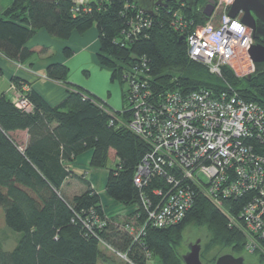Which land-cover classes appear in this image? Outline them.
Returning <instances> with one entry per match:
<instances>
[{
    "label": "trees",
    "instance_id": "1",
    "mask_svg": "<svg viewBox=\"0 0 264 264\" xmlns=\"http://www.w3.org/2000/svg\"><path fill=\"white\" fill-rule=\"evenodd\" d=\"M75 7L74 0H13L0 12V58L22 63L32 54L48 53L45 45H27L40 29L67 40L74 31L85 33L96 25L100 43L97 60L111 70L112 81L127 84L133 68L144 57V70L157 95L176 90H234L247 101L264 104V73L238 76L225 67L222 76H217L188 57L187 34L179 32L173 21L182 16L187 21L204 23L207 16L202 3L193 9L187 4L171 3L150 15L152 27L127 39L122 32L140 12L135 3L89 0L79 11ZM63 53L71 57L74 51L66 46ZM69 71L61 62L47 66L49 79L68 85L67 95L57 104H50L34 88L26 93L33 105L30 112L19 109L9 96H0V206L8 227L23 234L13 250L0 248V264H99L105 260L103 242L126 253L131 262L120 264H146L149 255L159 257L160 264H182V234L192 222L211 227V244H221L240 255L244 235L230 227L227 215L202 194L196 195L181 223L165 228L148 224L140 239L135 240L124 227L134 221L140 226L147 216L134 175L149 145L117 121L129 122L128 111L120 117L122 111L111 109L85 88L70 84ZM12 81L22 83L17 77ZM127 91L128 85L123 89L124 100ZM16 131L27 132L25 143L16 139ZM87 151H92L90 166L96 168H105L113 154L116 165L109 169L105 190L116 203L128 207L124 221L118 220V214L108 216L90 181L72 170L71 164ZM70 176L79 177L87 186L72 199L62 192ZM165 185L163 179L154 177L142 191L153 197L152 190ZM235 203L229 201L226 206L238 214L242 202ZM138 214L140 218H136ZM96 218L104 225L95 222Z\"/></svg>",
    "mask_w": 264,
    "mask_h": 264
},
{
    "label": "built area",
    "instance_id": "2",
    "mask_svg": "<svg viewBox=\"0 0 264 264\" xmlns=\"http://www.w3.org/2000/svg\"><path fill=\"white\" fill-rule=\"evenodd\" d=\"M88 1L74 0L76 11ZM233 2L214 0L204 23L182 16L173 21L179 32L187 34L188 57L217 76H222L225 67L236 75L248 68L245 49L251 37L238 17L227 14ZM208 3L202 4L206 7ZM135 15L122 32L126 39L152 27L150 15L141 10ZM146 66L142 57L128 77L122 111L131 117L129 122L120 121L149 145L134 175L146 222L138 230L135 221L127 228L136 232L137 240L148 224L158 228L177 225L192 208L196 195L202 194L227 215L230 227L246 233L247 250L264 257V104L247 101L234 90H176L157 95L150 86ZM29 90L26 86L24 92L16 91L11 97L25 112L33 109L26 96ZM154 177L166 185L153 189L150 197L142 190ZM229 201L242 202L238 217L227 208ZM95 222L104 225L98 218Z\"/></svg>",
    "mask_w": 264,
    "mask_h": 264
},
{
    "label": "crops",
    "instance_id": "3",
    "mask_svg": "<svg viewBox=\"0 0 264 264\" xmlns=\"http://www.w3.org/2000/svg\"><path fill=\"white\" fill-rule=\"evenodd\" d=\"M42 44L49 47L46 54H32L21 66L5 58H0V96L5 94L12 96L13 77L19 78L34 88L50 104H57L67 95L68 85L63 82L51 80L46 75L47 66L54 62H61L69 67L68 82L78 85L98 96L109 106L119 107L123 97L122 85L111 80V70L98 63L97 52L100 47L98 30L95 26L85 33L74 31L67 40L52 37L45 29L38 30L27 45ZM69 46L74 53L71 57H65L63 49ZM25 143L28 139L26 131H16ZM92 151L80 155L73 162L75 165L85 167L90 164ZM105 177V182H106ZM104 182V184H105ZM103 192L110 200L103 187ZM103 198V196H102Z\"/></svg>",
    "mask_w": 264,
    "mask_h": 264
},
{
    "label": "rangeland",
    "instance_id": "4",
    "mask_svg": "<svg viewBox=\"0 0 264 264\" xmlns=\"http://www.w3.org/2000/svg\"><path fill=\"white\" fill-rule=\"evenodd\" d=\"M12 2L13 0H0V12H3L8 6L11 5ZM182 4H185V3H182ZM94 26L96 27V25ZM2 58L7 59L4 56H2ZM13 62H15L18 66L22 65L21 62H16V61H13ZM240 75L245 76V74H242V73H240ZM117 82L120 84L119 81ZM14 84H15V89L12 90L13 94L16 91L24 92L22 90L26 86L29 87V85H27V83H24V82L20 83L19 85L16 83ZM123 89H127V84L122 85V90ZM12 96H9V97L11 98ZM11 99L13 100V98ZM125 103H126V100H124L122 97V99H120L119 107L113 108L110 106V108L116 111H122ZM121 115L122 117L123 115H125L123 111L122 113H120V117ZM118 120L119 122L121 121L120 119H117V121ZM22 137L18 135L16 139L22 142ZM81 156L83 157V154ZM111 156L112 157H110L108 165L105 168L92 167L90 166V164L85 165L86 166L85 168V167H80V165H75L74 163L71 164V168L76 174L83 175L82 177L90 181L92 187L95 188L97 193L100 195L102 204L105 207L107 215L109 216V215L118 214L119 216H121L120 218L118 217L119 218L118 220L124 221L125 218L123 217L127 215L128 207L124 206L123 204L119 202L116 203L111 198L109 200V198L105 196L103 192V187L105 185L104 184L105 177L106 178L108 177V173L110 171L109 169L114 168V166L116 165V163L113 160V154ZM86 188L87 186L84 183V180H81L79 177H76V176H70L66 179L64 185L62 186V192L67 196L68 199H72L73 196L83 193L86 190ZM238 215L239 213L235 214L236 217H238ZM145 222L146 221H142L140 226L137 225L136 223H133L134 226L136 227L135 230H138L140 227H142L145 224ZM124 228L127 229L128 232L133 237L134 235L136 236V232L131 231L132 228H127V226ZM242 234L244 235V239H245L244 251L240 255H235L226 246H223L221 244H211V241L213 238V230L211 229L209 225L207 224L199 225V224L192 222V223H189L183 231L181 246H180L181 247L180 253H181V256L188 253L190 251L188 244L193 243V244H200V247H201L200 258L203 264H209V263L211 264V262H213L212 264H214L220 255L228 254V253L233 254L234 256H242L244 258V264H264V257L260 258V255L258 253H251L247 250L246 233L242 232ZM22 235L23 234L21 232L15 231L11 229L10 227H8L5 221L4 209L3 207L0 206V248L5 251L13 250L15 246L18 244ZM140 236L137 239H140ZM196 240L197 241L200 240L201 243L195 242ZM101 248L105 255V260H100L99 264H120L122 263V261L126 260V258L124 257L126 253L116 250L111 245L102 243ZM187 249H188V252H187ZM147 264H160L159 257L157 256L150 257V259H148ZM182 264H184V261Z\"/></svg>",
    "mask_w": 264,
    "mask_h": 264
},
{
    "label": "water",
    "instance_id": "5",
    "mask_svg": "<svg viewBox=\"0 0 264 264\" xmlns=\"http://www.w3.org/2000/svg\"><path fill=\"white\" fill-rule=\"evenodd\" d=\"M87 1V0H86ZM135 3L138 8L148 15H155L156 6H166L167 2L185 3L190 9H193L199 0H128ZM214 0H209V3L204 9L205 15L209 16L213 10ZM244 10L245 14L242 22L251 27L254 32L252 38L257 37V33L264 24V1L263 0H234L229 12L231 17H237V13ZM181 39H184L182 36ZM246 57H248V68L246 71L237 72L238 75L244 72L245 76L251 77L264 71V46L261 44H249L245 49ZM190 251L183 255L184 264H203L200 258V245L191 246ZM214 264H244L242 256H234L233 254L220 255Z\"/></svg>",
    "mask_w": 264,
    "mask_h": 264
},
{
    "label": "flooded vegetation",
    "instance_id": "6",
    "mask_svg": "<svg viewBox=\"0 0 264 264\" xmlns=\"http://www.w3.org/2000/svg\"><path fill=\"white\" fill-rule=\"evenodd\" d=\"M264 1V0H263ZM204 2V0H199L198 1V3L196 4V5H198V4H201V3H203ZM171 3H175V2H173V1H169V2H167V5L166 6H156L155 7V9H154V11H155V13L159 10V9H161V8H165V7H168V6H170V4ZM244 14H245V11L244 10H240L238 13H237V17L242 21V18H243V16H244ZM148 15V14H147ZM244 23V22H243ZM245 24V23H244ZM245 26H246V28H247V31L250 33V41H251V44H261V45H263L264 46V24H263V26L260 28V30H259V32L257 33V37L255 38V39H253L252 38V35H253V32H254V30L251 28V27H249L247 24H245ZM261 73H264V71L263 72H261ZM260 74V73H259ZM258 75V74H257ZM195 242H200V240H196ZM201 243V242H200ZM196 244H193V243H189L188 244V247L190 248L191 246H195ZM200 245V244H199ZM200 250H201V247H200ZM187 252H188V249H187Z\"/></svg>",
    "mask_w": 264,
    "mask_h": 264
},
{
    "label": "bare ground",
    "instance_id": "7",
    "mask_svg": "<svg viewBox=\"0 0 264 264\" xmlns=\"http://www.w3.org/2000/svg\"><path fill=\"white\" fill-rule=\"evenodd\" d=\"M170 227V226H169Z\"/></svg>",
    "mask_w": 264,
    "mask_h": 264
}]
</instances>
